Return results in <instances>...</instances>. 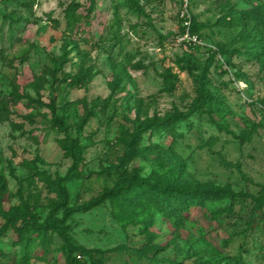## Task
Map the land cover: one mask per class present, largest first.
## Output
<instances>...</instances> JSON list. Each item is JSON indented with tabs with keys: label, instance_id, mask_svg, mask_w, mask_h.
Returning a JSON list of instances; mask_svg holds the SVG:
<instances>
[{
	"label": "rangeland",
	"instance_id": "rangeland-1",
	"mask_svg": "<svg viewBox=\"0 0 264 264\" xmlns=\"http://www.w3.org/2000/svg\"><path fill=\"white\" fill-rule=\"evenodd\" d=\"M27 1L29 5L21 6L15 1L0 0V97L7 95L15 84L20 93L33 98L54 97L60 107L73 102L61 109L67 115L68 124L73 126L83 112L84 101L91 105L95 98H105L112 92L106 57L112 44L110 37L116 30L121 42L111 52L131 76V80L122 81L121 91L112 92L104 113H97L93 108L96 113L83 129L71 130L83 146V152L78 166L81 175L65 183L70 204L89 201L105 187L114 185L116 171L111 168L118 165L123 154L119 131L131 129L136 116L140 119L164 117L189 108L200 84L198 78L206 64L207 48L218 44H224L226 51L216 55L203 80L216 101L208 100L200 108L202 113L189 117L190 124L179 125L182 136L176 139V150L185 159L188 172L200 182L229 184L234 192L254 195L264 189V69L247 54L248 44L239 37L242 25L236 20L229 25L222 23V19L238 16L250 6H264V0H140L151 25L143 15L134 16L124 9L113 14L111 0H96L95 11L82 25L87 31L85 36H92L95 41L79 42L94 75L80 88H70L60 82L52 85L50 76V56L59 55L62 40L71 30L65 26L62 11L70 0ZM76 1L85 5L87 2ZM184 9L188 18L193 16L205 24L195 34L199 40L197 48L177 41ZM11 11L20 18L14 21L13 28L3 18V14ZM50 17L59 21L57 29ZM67 48L70 51L63 70L74 73L81 56L72 49L71 38ZM188 58L193 61L190 67L186 63ZM132 63L137 64V69L131 67ZM167 69L176 75L172 93L164 91L162 86L160 74ZM135 101L141 103L139 112ZM8 108V119L0 121V171L7 184L4 210L20 204L22 197L28 201L36 220L42 222L58 197L35 174V166L53 180L65 175L71 160L63 156L57 143L63 134L51 126L43 114L45 109L36 112L26 108L23 101ZM206 108L226 129L220 130L210 122L211 115ZM29 112L35 113L34 123L26 117ZM243 133L249 137L240 141ZM170 140L164 136L152 138L164 145ZM134 167L146 175L154 165L134 158L126 170ZM252 205L249 198H236L216 201L207 211L192 208L179 230L176 246L161 251L157 257L186 258L189 262L194 253L203 257L214 254L237 256L243 264H264V206L252 218ZM61 214L60 208L57 215ZM4 221L0 213V264H15L24 251L30 256L27 264H64L59 250L62 240L57 233L48 232L43 246L39 238L30 241L23 237L20 243L13 228L1 231ZM66 224L71 227L69 236L74 244L100 250L94 255L99 260L97 264H156L132 251L114 250L122 245L139 248L147 241L138 227H124L114 220L109 201L74 213ZM153 231L158 234L155 241L162 245L171 237V227L166 221L159 220Z\"/></svg>",
	"mask_w": 264,
	"mask_h": 264
},
{
	"label": "trees",
	"instance_id": "trees-1",
	"mask_svg": "<svg viewBox=\"0 0 264 264\" xmlns=\"http://www.w3.org/2000/svg\"><path fill=\"white\" fill-rule=\"evenodd\" d=\"M8 1H15L21 6L30 4L27 0ZM111 2L113 3V14L116 15L119 9H124L134 16L143 15L148 24L151 25L149 14L144 11L140 0H111ZM95 5L96 0H87L86 5L76 0H70L64 5L62 11L65 26L71 30L62 40L63 44L59 55L50 56L52 85L55 82H60L70 88H80L93 77V68L91 65H87L88 56L79 48V42L92 43L95 41L92 36H85L87 31L82 26L85 23L84 19L90 17L91 13L95 11ZM3 18L9 20L10 28H13L15 20H20V18H16L14 11L3 14ZM188 19L189 24L186 25L182 24L185 18H181L180 34H183L187 29L190 34L195 35L205 25L198 22L193 16ZM235 20L242 25L241 36L239 37L248 44L247 54L263 70L264 6H250L242 10L238 16H231L229 20L227 17L222 19V23L229 25V23H234ZM50 21L53 22V27L57 29L59 21L51 17ZM70 38L73 42L72 49L81 56L77 70L74 73L63 70V66L68 62L70 50L67 48V44ZM110 38L112 44L109 45L110 48L107 50L106 57L111 73L109 85L112 92H118L122 90L120 86L122 81L125 79L131 80V76L123 63H118L114 59L113 52H111L121 42L119 30L114 31ZM197 46L198 44H189L192 49L197 48ZM225 47L224 44H218L215 48H207L206 64L198 78L200 84L196 87V95L186 111L176 110L164 117L153 116L146 119H140L136 116L133 119L131 129H120L118 140L123 146V154L118 160V165H113L111 168L116 171L114 185L105 187L96 197L82 204H70L65 185L67 181L81 175L78 166L82 161L83 146L80 144L78 137L72 136L71 130L81 131L89 118L96 113L93 108L96 109L97 113H104L110 104L112 92L105 98H95L92 100L91 105L84 101L82 103L83 112L72 126L68 124L67 115L61 112V109L73 105V102H66L65 105L60 107L54 97L47 100H43L41 97L33 98L28 94L20 93L18 87L14 84L7 95L0 97V121L8 119L10 104L16 105L20 101H23L26 108L34 109L36 112L45 109L43 114L47 117L51 126L63 134V137L57 139V143L63 151V156L71 160V165L65 175L57 176L53 180L44 170H38L35 166V174L50 190L56 192L58 197L56 205L42 222L36 220L28 201L22 197H20V204L12 206L7 211L4 210L3 204L7 184L3 173L0 171V213L5 220L1 231L11 227L17 232L20 243L23 241V237L30 241L39 238L41 246L47 243V233L55 232L62 240L59 250L63 256L64 264H86L87 261L89 264H97L99 260L94 255L100 250L74 244L69 236L71 227L66 224V220L74 213L85 212L105 201H109L114 220L124 227L127 225L138 227L139 233L145 235L147 241L139 248H129L122 245L115 247L114 250L132 251L135 255L148 258L156 264H161V262H163L162 264H243L237 256L223 255L220 257L214 254L203 257L194 253L189 262L186 258L177 260L176 258L157 257L161 251H165L170 246H176L179 230L184 226L187 215L192 208L199 207L207 211L209 205L216 201L223 199L234 201L236 198H249L253 202L250 208V215L253 218L255 211H261L264 206V189L260 190L258 195H254L234 192L229 184L220 186L210 182H200L188 172L185 159L176 150V139L182 136V132L178 130L179 125L182 122L190 124L189 117L195 113H202L200 108L208 100L213 103L216 101L214 94L206 88L203 80L206 77L207 69L215 62L216 55L225 53ZM186 63L190 67L193 61L188 58ZM226 63L232 65L228 60ZM130 65L133 69L138 67L135 63ZM187 69L190 70V68ZM160 76L164 91L172 93L176 88V75L167 69L161 72ZM129 95L131 96L130 93ZM135 105L138 109L137 112H139L141 103L135 101ZM205 111L210 114L208 111L211 110L206 108ZM26 117L31 123H34L35 113L29 112ZM209 120L220 130L226 129L225 124L214 120L212 115ZM190 127L192 126L190 125ZM160 136L169 137L171 140L167 145L152 141L153 137ZM248 137L249 135L245 133L239 136L240 141H244ZM134 158L150 161L153 163L154 168L146 175H141L140 169L136 167L127 171L126 165ZM32 178L31 176L29 179L32 181ZM60 208L62 214L58 216L57 213ZM159 220L168 222L171 227V237L163 245L155 241L158 234L153 231ZM82 258H85L86 261ZM29 259L30 256L27 251H24L15 264H27Z\"/></svg>",
	"mask_w": 264,
	"mask_h": 264
},
{
	"label": "built area",
	"instance_id": "built-area-1",
	"mask_svg": "<svg viewBox=\"0 0 264 264\" xmlns=\"http://www.w3.org/2000/svg\"><path fill=\"white\" fill-rule=\"evenodd\" d=\"M182 16H184V24L188 25L189 24V19H188V13L187 10L184 9L182 10ZM177 41L182 42V43H188V44H197L199 42L198 38L194 34H190L189 31L186 29V31L183 34H180L177 37Z\"/></svg>",
	"mask_w": 264,
	"mask_h": 264
}]
</instances>
